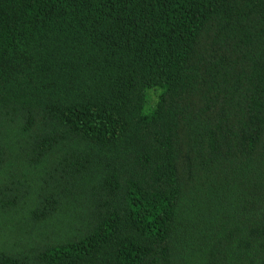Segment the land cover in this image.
I'll use <instances>...</instances> for the list:
<instances>
[{
    "label": "trees",
    "instance_id": "trees-1",
    "mask_svg": "<svg viewBox=\"0 0 264 264\" xmlns=\"http://www.w3.org/2000/svg\"><path fill=\"white\" fill-rule=\"evenodd\" d=\"M0 264H264V0H0Z\"/></svg>",
    "mask_w": 264,
    "mask_h": 264
}]
</instances>
